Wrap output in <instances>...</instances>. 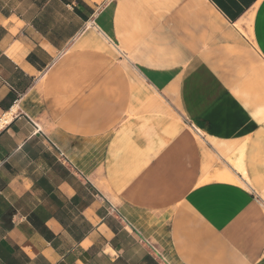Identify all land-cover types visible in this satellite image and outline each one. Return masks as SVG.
<instances>
[{
    "label": "crops",
    "instance_id": "0c3cea01",
    "mask_svg": "<svg viewBox=\"0 0 264 264\" xmlns=\"http://www.w3.org/2000/svg\"><path fill=\"white\" fill-rule=\"evenodd\" d=\"M8 113L0 264H264V0H0Z\"/></svg>",
    "mask_w": 264,
    "mask_h": 264
},
{
    "label": "rangeland",
    "instance_id": "374dc122",
    "mask_svg": "<svg viewBox=\"0 0 264 264\" xmlns=\"http://www.w3.org/2000/svg\"><path fill=\"white\" fill-rule=\"evenodd\" d=\"M240 162L241 161L236 162V161L230 159V163H231L232 166L240 164ZM224 171H225V174H224V178L223 179L232 180V181H236L238 183H241L240 181H238V178H236V174L233 171H231L229 168H224ZM221 177H223V176H220V179H222Z\"/></svg>",
    "mask_w": 264,
    "mask_h": 264
},
{
    "label": "bare ground",
    "instance_id": "6f19581e",
    "mask_svg": "<svg viewBox=\"0 0 264 264\" xmlns=\"http://www.w3.org/2000/svg\"><path fill=\"white\" fill-rule=\"evenodd\" d=\"M9 116H10V113L6 114L5 118H7L6 120L9 119ZM12 116V115H11ZM231 165V164H230ZM236 170H239V171H242L243 174H244V177L247 178V174H246V171L244 170V167H243V163L240 162V164H237L235 166H233ZM232 168V167H231ZM233 168V169H234ZM236 178H238V181H240L242 184L244 183L237 175H236Z\"/></svg>",
    "mask_w": 264,
    "mask_h": 264
},
{
    "label": "built area",
    "instance_id": "2783aa9c",
    "mask_svg": "<svg viewBox=\"0 0 264 264\" xmlns=\"http://www.w3.org/2000/svg\"><path fill=\"white\" fill-rule=\"evenodd\" d=\"M94 21H91L90 23L92 24V25H94V23H93ZM7 118H5V116L4 117H2L1 119H0V125H2V124H5V123H7L8 122V120H6Z\"/></svg>",
    "mask_w": 264,
    "mask_h": 264
}]
</instances>
